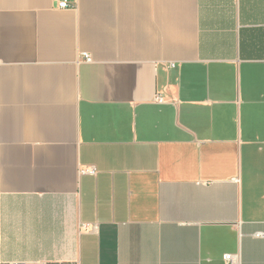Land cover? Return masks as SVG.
I'll return each mask as SVG.
<instances>
[{
  "label": "crops",
  "instance_id": "0c3cea01",
  "mask_svg": "<svg viewBox=\"0 0 264 264\" xmlns=\"http://www.w3.org/2000/svg\"><path fill=\"white\" fill-rule=\"evenodd\" d=\"M58 1L0 0V264H264V0Z\"/></svg>",
  "mask_w": 264,
  "mask_h": 264
},
{
  "label": "built area",
  "instance_id": "2783aa9c",
  "mask_svg": "<svg viewBox=\"0 0 264 264\" xmlns=\"http://www.w3.org/2000/svg\"><path fill=\"white\" fill-rule=\"evenodd\" d=\"M72 5H70L66 0H61V1H58V7L59 8H68V7H71ZM81 57L82 59H84L85 61H90L91 60V57L83 52L81 53ZM155 100L157 102H162L163 101V98L160 94H157L156 97H155ZM83 172L85 173H91L93 174L95 172V169L94 167H84L82 169ZM257 237H261V238H264V232H259V233H256L255 234ZM235 258L236 256L235 255H232V254H224L222 259L225 263H232L235 261ZM10 264H34V263H27V262H18V261H15V262H11Z\"/></svg>",
  "mask_w": 264,
  "mask_h": 264
}]
</instances>
